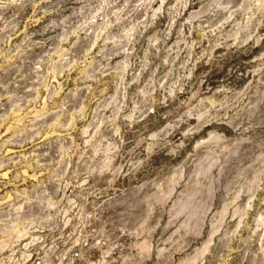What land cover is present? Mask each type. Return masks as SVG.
<instances>
[{"label":"rangeland","instance_id":"374dc122","mask_svg":"<svg viewBox=\"0 0 264 264\" xmlns=\"http://www.w3.org/2000/svg\"><path fill=\"white\" fill-rule=\"evenodd\" d=\"M0 264H264V0H0Z\"/></svg>","mask_w":264,"mask_h":264}]
</instances>
